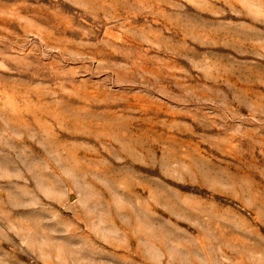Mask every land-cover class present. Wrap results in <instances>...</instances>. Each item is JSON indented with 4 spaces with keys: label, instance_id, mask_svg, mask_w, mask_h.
I'll list each match as a JSON object with an SVG mask.
<instances>
[{
    "label": "rangeland",
    "instance_id": "374dc122",
    "mask_svg": "<svg viewBox=\"0 0 264 264\" xmlns=\"http://www.w3.org/2000/svg\"><path fill=\"white\" fill-rule=\"evenodd\" d=\"M0 264H264V0H0Z\"/></svg>",
    "mask_w": 264,
    "mask_h": 264
}]
</instances>
